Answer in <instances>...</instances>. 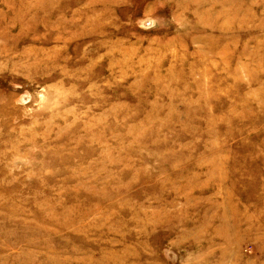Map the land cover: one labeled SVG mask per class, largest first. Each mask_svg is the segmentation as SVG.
<instances>
[{
	"label": "rangeland",
	"instance_id": "1",
	"mask_svg": "<svg viewBox=\"0 0 264 264\" xmlns=\"http://www.w3.org/2000/svg\"><path fill=\"white\" fill-rule=\"evenodd\" d=\"M39 7L0 36V264H264V0Z\"/></svg>",
	"mask_w": 264,
	"mask_h": 264
},
{
	"label": "bare ground",
	"instance_id": "2",
	"mask_svg": "<svg viewBox=\"0 0 264 264\" xmlns=\"http://www.w3.org/2000/svg\"><path fill=\"white\" fill-rule=\"evenodd\" d=\"M30 1L31 0H26V1H22V2H24V4H22L21 6H20V3H22V2H19L18 3V1L16 2V0L14 1V0H11L10 2H13V3H16V7H14V9H15V12H16V14L11 18V22L9 21V22H7V23H4V24H2L1 22H0V25L3 27V29H1V30H6V27L7 26H9V25H11V24H17L18 25V27H19V32H18V34L16 35V36H13V35H11V33H9V32H7V31H5V32H2V31H0V36H2V37H5V39L7 40V41H15L16 39H17V37H19V38H22L23 36H26L25 35V32H26V29L29 27L30 28V25H28L26 22H29V19H26V20H23V17L24 16H26L27 15V11H28V9L30 10V8H33V11L34 10H38L40 7H39V5L40 6H42V2H46V0H38L37 1V3L38 2H40L38 5H36V6H32V4L30 3ZM93 1V3H99V4H101L104 0H92ZM18 6L20 7V8H18ZM25 6V7H24ZM23 7V8H22ZM22 8V9H21ZM63 8H65V7H60V8H57L56 9V11L58 12L59 10H62ZM25 9V10H24ZM24 10V11H23ZM41 11V10H40ZM39 11V12H40ZM45 13H47V12H45ZM27 18V17H26ZM33 18H36V16H33ZM0 21H1V19H0ZM15 37V38H14ZM14 38V39H13ZM16 42V41H15ZM0 49H2V48H0ZM2 50H4V48L2 49ZM4 51H6V50H4ZM85 123V122H84ZM78 138V137H77ZM54 157H56V155H54ZM54 161L57 163V164H60L61 165V167H65V165H69V156H66V157H64V158H61V159H56V158H54ZM66 171V170H65ZM38 178V177H37ZM38 181V180H37ZM65 213H51V215L50 216H48V217H44V216H42V217H40V218H38L37 219V221L38 222H48V221H54V220H56L57 218H58V216H63ZM54 223H56L57 225H62V224H64L63 222H61V221H59V222H55L54 221ZM34 227H37V228H39V226H34ZM40 229V228H39ZM43 233H46L47 235H48V232H45V231H43ZM42 233V234H43ZM42 234H40V235H42ZM40 235H38V237L40 236ZM45 236H40V238H36L35 239V241L32 243V245L33 246H35V247H40V243H42L41 242V239H42V241H43V238H44ZM31 245V246H32ZM48 259L49 258H51V257H49V256H46ZM113 263L114 264H117L118 263V259H115V258H113Z\"/></svg>",
	"mask_w": 264,
	"mask_h": 264
}]
</instances>
